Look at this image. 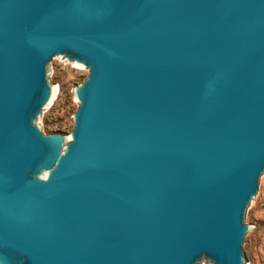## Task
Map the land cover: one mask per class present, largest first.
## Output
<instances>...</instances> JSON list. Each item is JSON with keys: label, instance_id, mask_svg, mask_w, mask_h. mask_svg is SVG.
<instances>
[{"label": "water", "instance_id": "95a60500", "mask_svg": "<svg viewBox=\"0 0 264 264\" xmlns=\"http://www.w3.org/2000/svg\"><path fill=\"white\" fill-rule=\"evenodd\" d=\"M263 194L264 0H0V264H247Z\"/></svg>", "mask_w": 264, "mask_h": 264}, {"label": "rangeland", "instance_id": "374dc122", "mask_svg": "<svg viewBox=\"0 0 264 264\" xmlns=\"http://www.w3.org/2000/svg\"><path fill=\"white\" fill-rule=\"evenodd\" d=\"M54 57L49 63L51 77L50 84L58 87L57 95L46 111H42L39 118V125L45 135L63 134L70 135L74 129L73 114L78 110L79 104L74 99L75 94L72 88H76L74 83L79 85L85 82L89 75L88 68H79ZM248 226L254 233L244 253L247 264H264V194L251 210Z\"/></svg>", "mask_w": 264, "mask_h": 264}, {"label": "bare ground", "instance_id": "6f19581e", "mask_svg": "<svg viewBox=\"0 0 264 264\" xmlns=\"http://www.w3.org/2000/svg\"><path fill=\"white\" fill-rule=\"evenodd\" d=\"M57 92H58V91H57ZM56 95H57V94H56ZM56 95H55V97H56ZM53 101H54V99H53ZM53 101H52V102H53ZM51 104H52V103H51ZM51 104H50V105H51Z\"/></svg>", "mask_w": 264, "mask_h": 264}]
</instances>
